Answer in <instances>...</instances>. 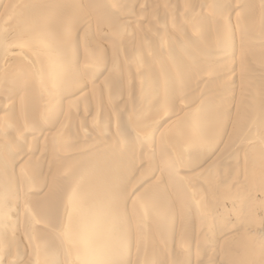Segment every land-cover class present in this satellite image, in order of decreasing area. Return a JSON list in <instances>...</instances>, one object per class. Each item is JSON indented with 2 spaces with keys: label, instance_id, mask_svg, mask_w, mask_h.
<instances>
[{
  "label": "rangeland",
  "instance_id": "rangeland-1",
  "mask_svg": "<svg viewBox=\"0 0 264 264\" xmlns=\"http://www.w3.org/2000/svg\"><path fill=\"white\" fill-rule=\"evenodd\" d=\"M67 1L18 0L13 2L11 0L10 2V0H0V20L2 18L5 20L4 24L7 28H10L11 24L16 21L20 11L22 17L30 15V12H35L38 9L37 13L32 14L38 19H40V15L46 19L51 14L55 16L62 24L60 30L65 31L68 27L65 31L67 33H63L62 38L68 37L66 43H68V51L71 53L68 54L66 51L69 55L67 65L62 56L56 57L60 58L57 60L63 62L61 63L64 65H62L63 71L65 69L66 71L55 76L52 72L46 73L53 65L52 60L46 61L47 58L45 59L43 54L38 55L36 49L31 50L21 43L11 42L8 52L1 51L0 53V169L6 170L2 179L6 183H4L5 185L8 184L7 195L0 191V199L7 198L6 202L11 203L10 212H12L10 213V228L12 230L9 227L5 229L2 224L0 226V239L3 238L0 240V246L3 240L4 242L7 240V237L9 239L14 236L15 239L14 243L3 244L7 245V248L1 249V246L0 264L7 262V256L17 253L21 259H18L16 264H23L26 260L25 256H29L30 253L26 252L24 244H22L21 218L23 214L21 213L22 207L18 206L20 197L22 199L27 197L30 202L40 200L43 194L49 192L48 186L57 181L58 185H56L63 188L61 185L68 179L70 170L80 175L77 181L80 179L79 183H82L84 177L80 170L85 167L89 162V157L94 153L99 156L97 164L106 157L108 168L111 164L112 168L116 169L115 172H121L115 181L105 178V184L122 194L123 199L127 201L124 204L128 208L127 210L129 211L131 208L136 214L135 220L140 215L145 216L147 227H152V230H149L150 237L147 234L145 243L142 242L143 246L142 243L139 246L142 248L138 249L140 253L137 251L136 258L133 255L131 257L130 250L128 254L125 253L121 264H133L137 260L142 264L141 260L144 257L150 258L149 264H159V261L160 264H264V169L261 166V162L264 163V128L259 130L264 123V0H215V2L214 0ZM8 7L11 8V12ZM48 9L51 10L48 11ZM18 11L19 13H17ZM98 13H102L104 17L105 15L110 18L114 17L113 19L118 21V37L111 34L110 29L115 28L113 26L107 28L104 22L105 18L99 16ZM32 20L38 21L34 18ZM215 30L220 33L219 35L226 33L225 36L223 35V39L226 38L224 50H216L219 55L225 56L223 62L206 58L208 52L212 50L208 42L214 40L208 37L212 35L215 38ZM223 39L221 43L224 42ZM216 42L215 45L218 46L219 41L216 40ZM240 42H242L243 49L241 47L238 49ZM94 43L96 45H93ZM81 45L84 47V52L87 49L84 54L88 56L91 52L93 54L99 52L102 60L93 61V65L89 63L90 60L84 61V56H79L80 52H83ZM92 48L94 49L92 50ZM213 52L215 53V51ZM33 55L36 56V59ZM117 55L118 57H116ZM115 57L118 63L114 66L110 60ZM37 60L42 64H38ZM45 62L49 63L46 65ZM83 62H86L85 65L88 67L84 70L85 73L83 70H79ZM202 62L203 64H201ZM220 62L222 63L220 64ZM198 71L204 72L199 73ZM49 75L51 76L49 77ZM248 75L250 76L248 77ZM185 79L190 84L186 82V86H184ZM50 82L57 83L58 87L54 83V87H52ZM168 84H172L170 93L166 90ZM67 86L68 89H66ZM183 86L184 89L186 88L185 90H181ZM163 87L166 91H163ZM176 89L180 90L177 92ZM163 92L168 96H165L166 94ZM149 93L152 95L151 98H149L151 96ZM157 94H161L163 98L160 99L161 96H157ZM49 95L53 96L52 100L55 103H52L56 107V113L42 114V119L38 114L39 110L37 112L36 109L43 108L48 104L45 100ZM169 96L171 99H168ZM147 98L148 100H146ZM142 99L146 104L142 102ZM165 99L166 102H164ZM169 100H171L170 104H167ZM202 104L204 105L201 106ZM143 108L148 113H142ZM204 108H208L205 110L206 113ZM165 110H167L166 113ZM187 110L189 113L186 112ZM172 112L175 115H184L185 118L182 117L180 124L190 120L195 125L197 124L195 121L207 122L202 130L206 134L205 136L201 135V131L200 138L204 139L206 135L209 138L212 137L213 144L209 150H206L204 157L203 155H185L182 146L183 149L187 146L185 143L181 144L179 140L178 142L177 140L168 142V139L164 142L161 141L172 129L175 130L180 125L177 120L172 121L174 116ZM162 115H165V118L161 117ZM103 117H106V122L102 121ZM157 117L162 118L161 121L155 122L160 124L152 125ZM133 118L138 121L136 124L141 122V127H134ZM117 119L119 120L117 121ZM92 123L94 125H91ZM166 125L167 128H171L169 131L163 130V126ZM180 144L181 146H179ZM9 145H15V151L6 153L5 150L2 152ZM101 149H103L102 153ZM108 151L110 153H107ZM18 154L22 159L11 164V160L16 159ZM160 156H170L169 160L174 161V164L176 161L178 162V165L175 164V173L170 174L173 178L170 179L171 186L166 184L168 179L163 177L159 172L158 164L156 165ZM23 158L27 159V162L20 165L24 161ZM123 159L127 160L123 161ZM142 159H146V162ZM68 162H71V165L67 167L70 170L64 169ZM126 162H129L130 166ZM136 162L140 164L137 167L140 166L138 167L140 170L144 168L149 177H143L146 180L140 186L136 185L137 190L135 188L132 192L136 183L131 181L130 173L135 169L130 168L128 174L122 173V171L128 169L126 166H136ZM103 170H105L104 164ZM151 171L153 173H149ZM143 173L144 171L138 179L142 177ZM158 176V180L154 182ZM166 178H168L167 175ZM93 179H97V177L93 176L91 181ZM183 179L185 180L183 181ZM91 181L88 184V189L92 191ZM157 182L162 185V191H160L163 194L158 192V194L161 193L160 199H167V205H170L168 212L162 215L166 222L163 223V226L166 227L164 228L166 231L163 230L165 233L157 232L156 228L153 229L152 211L138 213V202L147 200L145 197L147 185ZM176 192L179 196L181 194L185 197V194L187 199L189 198L188 205L173 198ZM100 195L102 196V194ZM116 200L122 201L121 198ZM102 201L101 199L100 202ZM182 214H187V225L184 224L183 234L177 237L172 235L171 240H168L169 237L164 239L165 235L168 236L169 228L174 226L179 219L181 221ZM124 217L122 216V218ZM191 217L196 218L194 224ZM129 231L132 238L130 242L134 245V248L132 245L131 249H135V232L132 226ZM158 233L161 238L163 236V241L159 238ZM229 246H232V250ZM177 248H179L178 251ZM20 251L22 252L20 253ZM31 253L33 252L31 251ZM58 255V264H74L71 261L74 258L70 260L64 254ZM227 256L229 259L226 258ZM195 258L197 259L195 260ZM61 260L62 262H60ZM145 263L148 264L147 261Z\"/></svg>",
  "mask_w": 264,
  "mask_h": 264
},
{
  "label": "bare ground",
  "instance_id": "bare-ground-1",
  "mask_svg": "<svg viewBox=\"0 0 264 264\" xmlns=\"http://www.w3.org/2000/svg\"><path fill=\"white\" fill-rule=\"evenodd\" d=\"M13 2H17L18 0H12ZM66 0H64L65 2ZM69 1V0H68ZM67 1V2H68ZM209 1V0H208ZM219 1V0H218ZM259 1V0H258ZM257 1V2H258ZM11 2V0H10ZM215 2V0H214ZM8 3V2H7ZM63 3V1H62ZM90 3V2H89ZM255 3V2H254ZM12 4V3H11ZM93 4V3H92ZM10 5V4H9ZM7 5V6H9ZM66 5V4H64ZM42 6V5H41ZM63 6V5H61ZM97 7V6H96ZM218 7V6H217ZM215 7V8H217ZM9 8V7H8ZM193 8V7H192ZM10 12H11V8H9ZM39 10V9H38ZM37 10V11H38ZM45 10V9H44ZM51 9H48V11ZM178 10V8H177ZM33 11V10H32ZM37 11L35 10V12H30V15L37 13ZM47 11V10H46ZM47 11V12H48ZM62 12V10H60ZM180 11V10H179ZM182 11V10H181ZM264 11V10H263ZM9 12V13H10ZM100 12V11H98ZM260 12V11H259ZM19 13V11L17 12ZM21 11L18 14L16 21L13 22V24H11L10 28H7V26L4 24L5 20L2 18L0 20V53L5 52L9 50V47L11 46V42L13 43H17V44H23L25 45L26 48L29 49H36L38 55L43 54L44 58L47 60H52V64L51 67L49 68V70L46 73L52 72L54 73L53 75H58V73L60 72H65L63 71V67L60 60V58H56L57 56H62L64 58V60H66V62H64L65 64L68 63L67 61L69 60V55L71 54L68 50V43H66V41L68 40L67 38H62V34L63 33H67L65 32L68 27H66L65 31L60 30V25H62L59 21V19H56L55 16H53L52 14L50 16H48L49 18H42L40 15V19H38L37 16H30L27 15L25 17H22L21 15ZM54 13V12H53ZM66 13V12H65ZM26 14V13H25ZM82 14V13H81ZM122 14V13H121ZM261 14V13H260ZM98 15L103 16L102 13H98ZM61 16V15H60ZM185 16V15H184ZM190 16V15H188ZM15 17V16H14ZM13 17V18H14ZM36 19L38 21L32 20V19ZM104 22L106 23L107 28L110 26H113L115 29H110L111 30V34L113 36H117L118 37V30H117V24L118 21H115L113 18H110V16H103ZM128 20V19H127ZM186 20V19H185ZM197 20V19H196ZM195 20V21H196ZM14 21V20H13ZM66 23V22H64ZM197 23V21L195 22ZM200 24V23H199ZM220 24V23H219ZM67 25V23H66ZM98 25V23H97ZM184 25H186L184 23ZM57 26V29H56ZM65 26V24H64ZM123 27V26H122ZM77 28V27H76ZM62 29V28H61ZM122 29V28H121ZM215 29V28H214ZM97 30H99L97 28ZM197 30V29H196ZM204 30V29H203ZM213 31V30H212ZM72 32V31H71ZM100 32V31H99ZM165 32V31H164ZM74 33V32H73ZM72 33V34H73ZM205 33V32H204ZM71 34V33H70ZM71 34V35H72ZM161 34V33H160ZM206 34V33H205ZM211 34V33H209ZM220 33H218L216 30L214 32L215 38L212 37H208L210 39H214L208 42V44L210 45L211 49L210 52H208V55H206V58L211 59L213 61H225V56L219 55L218 52H216V50L219 51V49H223L225 47V40L223 39V37L225 36L226 33H222L223 35H219ZM120 36V35H119ZM168 36V35H167ZM208 36V34H207ZM206 36V37H207ZM158 37V35H157ZM169 38V37H168ZM209 39V40H210ZM222 39L224 40V42L221 43ZM247 39V38H246ZM172 40V39H170ZM217 41H219L218 46L215 45L217 44ZM229 40V39H228ZM142 41V40H141ZM147 41V40H146ZM162 41V40H161ZM65 42V43H63ZM68 42V41H67ZM145 42V41H144ZM173 42V40H172ZM193 42V41H192ZM10 43V44H9ZM141 43V42H140ZM204 43V42H203ZM206 43V42H205ZM239 45L238 49H241L242 46ZM9 44V45H8ZM83 44V41H82ZM195 44V43H194ZM84 45V44H83ZM93 45H96L95 43ZM191 45V44H190ZM189 45V46H190ZM204 45V44H203ZM82 46V45H81ZM141 46V45H140ZM182 46V45H181ZM194 46V45H193ZM83 47V46H82ZM92 47V45H91ZM90 47V48H91ZM95 48V46H93ZM100 47V46H99ZM97 47V49L99 48ZM142 47V46H141ZM195 47V46H194ZM210 47H208L210 49ZM241 47V48H240ZM88 48V47H87ZM92 48V50L94 49ZM118 48V47H117ZM197 48V47H196ZM13 49V48H12ZM86 49V47H85ZM141 49V48H140ZM187 49V48H186ZM207 49V50H209ZM214 49V50H213ZM243 49V48H242ZM87 50V49H86ZM86 50L84 52V47H83V52L81 51L79 56L83 57L84 61L90 60V64L92 63L93 65V61H98V60H102V56L100 55V53H95L93 54V52L90 53V55H86L84 53H86ZM96 50V49H95ZM99 50V49H98ZM118 50V49H116ZM35 51V50H34ZM33 51V52H34ZM66 51H68L66 53ZM142 51V50H139ZM138 51V52H139ZM193 51V50H192ZM213 51H215V53H217L216 55ZM6 52V53H7ZM29 52V51H28ZM32 52V51H31ZM88 52V51H87ZM90 52V51H89ZM110 52V51H109ZM113 52V51H112ZM36 54V52H34ZM142 53V52H140ZM189 54V52H186ZM209 53H211L212 55H210ZM226 53V52H225ZM32 54V53H31ZM112 54V53H111ZM115 54V52H114ZM198 54V53H197ZM4 55V54H3ZM11 55V54H10ZM13 55V54H12ZM100 55V56H98ZM110 55V53H109ZM150 55V54H149ZM173 55V54H172ZM24 56V55H23ZM34 58L37 56L33 55ZM112 56V55H111ZM122 56V55H121ZM190 56V55H189ZM239 56V55H238ZM5 57V56H4ZM12 57V56H11ZM17 57V56H15ZM20 57V56H19ZM31 57V56H30ZM38 57V56H37ZM41 57V56H40ZM118 57V55L116 56ZM115 57V59L113 58L112 61L115 66L116 63H118L117 58ZM176 57V56H175ZM192 57V56H191ZM18 58V57H17ZM204 59V56L202 57ZM33 59V58H32ZM36 59V58H35ZM172 59V58H171ZM207 59V60H208ZM16 60V59H15ZM104 60V59H103ZM195 60V59H193ZM197 60V59H196ZM200 60H202L200 58ZM206 60V59H205ZM35 61V60H34ZM43 61V60H42ZM86 61V62H87ZM136 61V60H135ZM210 61V60H209ZM60 64H59V63ZM83 62L82 66L79 68L80 71H84L86 70V65ZM133 62V61H132ZM189 61H187L188 63ZM216 62V63H217ZM220 62V64L222 63ZM3 63V62H2ZM36 63V61L34 62ZM38 64H42V62L39 60H37ZM49 63V62H48ZM47 63V64H48ZM50 63V64H51ZM103 63V62H102ZM185 63V62H184ZM190 63V62H189ZM209 63V62H208ZM44 64V63H43ZM46 64V62H45ZM46 64V65H47ZM59 64V66H57ZM110 64V63H109ZM193 64V63H192ZM203 64V62L201 63ZM219 64V65H220ZM61 65V66H60ZM67 65V64H66ZM97 65V63H96ZM16 66V65H14ZM64 66V65H63ZM189 66V65H188ZM202 66V65H201ZM216 66V65H214ZM17 67V66H16ZM36 67V66H35ZM62 67V68H61ZM98 67V66H95ZM158 67V66H157ZM190 67V66H189ZM204 67V66H202ZM4 68V67H3ZM6 68V67H5ZM42 68V67H41ZM85 68V69H84ZM88 68V67H87ZM193 68V67H191ZM213 68V67H211ZM59 71H56V70ZM158 69V68H157ZM163 69V68H162ZM189 69V68H188ZM194 69V68H193ZM200 69V68H199ZM205 69H207L205 67ZM43 70V69H42ZM61 70V71H60ZM110 70V69H109ZM191 70V69H190ZM204 70V68H203ZM213 70V69H212ZM96 71V70H95ZM185 71V69H184ZM69 72V71H68ZM66 72V73H68ZM112 72V71H111ZM159 72V71H158ZM157 72V73H158ZM187 72V71H186ZM200 72H204V71H198ZM208 72V71H207ZM83 73V72H82ZM85 73V71H84ZM191 73V72H189ZM198 73V75H199ZM45 74V73H44ZM156 74V73H155ZM161 74V73H160ZM61 75V74H60ZM65 75V74H64ZM68 75V74H67ZM81 75V74H80ZM159 75V74H158ZM51 75H49L50 77ZM176 76V75H175ZM182 76V74H181ZM250 75H248L249 77ZM74 77V76H73ZM160 77V76H159ZM174 77V76H173ZM184 77V76H183ZM187 77V76H186ZM193 77V76H192ZM59 78V77H58ZM62 78V77H61ZM108 78V77H107ZM169 78V75L167 77V79ZM177 78V77H176ZM182 78V77H181ZM189 78V77H188ZM47 79V78H46ZM57 79V78H56ZM73 79V78H72ZM83 79V78H82ZM195 79V78H194ZM74 80V79H73ZM89 80V79H87ZM115 80V79H114ZM163 80V79H162ZM177 80V79H176ZM183 80V79H182ZM186 81L183 82V85L188 81L187 79H185ZM197 80V79H196ZM81 81V80H80ZM168 81V80H167ZM173 81V80H172ZM178 81V80H177ZM176 81V82H177ZM92 82V81H91ZM154 82V81H153ZM156 82V81H155ZM171 82V80H170ZM182 82V81H181ZM180 82V83H181ZM196 82V81H194ZM51 83V82H50ZM54 84H56V86L58 87L57 83L52 82L51 85L52 87H54ZM78 83V82H76ZM83 83V82H82ZM81 83V84H82ZM89 83V82H88ZM151 83V82H150ZM173 84V83H172ZM171 84V85H172ZM190 84V83H188ZM202 84V83H201ZM49 85V83H48ZM63 85V84H61ZM156 85V84H154ZM171 85H167L168 89L166 88V90L170 93L171 91ZM174 85V84H173ZM182 85V84H181ZM55 86V87H56ZM83 86V85H82ZM92 86V85H90ZM166 86V85H165ZM171 86V87H170ZM186 86V84L184 85ZM184 86L181 90L184 89ZM47 87V85H46ZM70 87V86H69ZM181 87V86H180ZM154 88V87H153ZM173 88H176L175 86H173ZM172 88V90H173ZM64 89V88H63ZM62 89V91H63ZM68 89V86L67 88ZM91 89V88H90ZM145 89V87H144ZM149 89V88H148ZM164 89V87H163ZM186 89V88H185ZM184 89V90H185ZM44 90V89H43ZM46 90V89H45ZM74 90V89H72ZM147 90V89H146ZM157 90V89H156ZM165 89L163 91H166ZM178 90L180 89H176V91L178 92ZM187 90H188V86H187ZM190 90V89H189ZM49 91V90H48ZM144 91V90H143ZM151 91V90H150ZM158 91V90H157ZM174 91V90H173ZM58 92V91H57ZM67 92V91H66ZM71 92V90H70ZM74 92H76L74 90ZM167 92V93H168ZM183 92V91H182ZM65 93V92H64ZM151 93V92H150ZM149 93V94H150ZM153 93V91H152ZM165 93V92H163ZM199 93V92H198ZM139 94V93H138ZM155 94V93H154ZM153 94V95H154ZM166 94V93H165ZM185 94V93H184ZM47 95V94H46ZM151 95V94H150ZM156 95V94H155ZM160 95V99L163 98V96L161 94H157V96ZM164 95V94H163ZM175 95V94H174ZM179 95V94H178ZM177 95V96H178ZM204 95V94H203ZM206 95V94H205ZM165 96H168L167 94ZM171 96V94H170ZM168 97V99H171V97ZM36 97V96H35ZM51 95H49L48 99H46L45 101L48 102L47 105H45L43 108H38L36 109L37 112L39 110V116H41L42 114L45 113H49V115L51 114H55L56 111V107L53 105V100H52ZM59 97V96H58ZM62 97V96H61ZM137 97V95H136ZM151 96H149V98H151ZM174 98V96H172ZM184 97V96H183ZM206 97V96H205ZM146 98V97H145ZM144 98V99H145ZM166 98V97H165ZM176 98V97H175ZM178 98V97H177ZM68 99V98H67ZM154 99V97H153ZM156 99V98H155ZM159 99V100H160ZM187 99V98H186ZM16 100V99H15ZM55 100V99H54ZM148 100V98L146 99ZM164 100V99H163ZM169 103L167 104H170ZM173 101V100H172ZM13 102V101H12ZM53 102V103H52ZM77 102V101H76ZM143 102V99H142ZM155 102V101H153ZM166 102V99L165 101ZM39 103V102H38ZM57 103V102H56ZM117 103V102H116ZM146 104V102H143ZM7 104V103H6ZM64 104V103H63ZM72 104V102H71ZM109 104V102H108ZM112 104V103H110ZM149 104V103H148ZM165 104V103H164ZM208 104V103H207ZM144 105V104H143ZM151 105V104H150ZM156 105V104H155ZM177 105V104H176ZM204 104H202L201 106H203ZM69 106V105H68ZM179 106V105H178ZM199 106V105H198ZM36 107H38L36 105ZM161 107V106H160ZM182 107V106H181ZM179 107V108H181ZM195 107H197L195 105ZM164 108V107H163ZM209 108V107H208ZM207 108V109H208ZM152 110V108H150ZM157 109V108H156ZM166 109V108H164ZM184 109V108H183ZM194 109V108H193ZM204 108V111L207 110ZM190 110V108H189ZM202 110V109H201ZM95 111V110H94ZM164 111V110H163ZM171 111V110H170ZM183 111V110H182ZM192 111V110H190ZM198 111V110H196ZM200 111V110H199ZM141 112H147L144 108L143 110H141ZM162 112V111H160ZM167 112V110H165V113ZM186 112L189 113V111L187 110ZM194 112V111H193ZM209 112V110H208ZM148 113V112H147ZM164 113V114H165ZM173 113V112H172ZM176 113V111H175ZM174 116L176 117V119L173 120V118H175L173 115L172 117V121H178V125L180 124V121L182 119V117L184 116H179L178 114H176ZM202 113L203 110H202ZM206 113V111H205ZM83 114V113H82ZM134 114V113H133ZM163 114V113H162ZM182 114V113H181ZM184 114V112H183ZM193 114V113H192ZM199 114V113H198ZM143 115V114H142ZM7 116V115H6ZM133 116V115H132ZM167 116V115H166ZM190 116V115H189ZM207 116V115H205ZM209 116V115H208ZM42 117V116H41ZM81 117V116H80ZM83 117V116H82ZM109 117V116H108ZM144 118V116H141ZM163 118H165V115L161 116ZM155 118L154 122L152 125H159L160 123H155L157 121H161L162 118ZM196 117V115H195ZM211 117V116H210ZM209 117V119H211ZM51 118V117H50ZM138 118V117H137ZM185 117H183L184 119ZM199 116L197 117L198 120ZM43 119V117H42ZM101 119V118H100ZM147 119V118H146ZM193 119V118H192ZM15 120V119H14ZM92 120V119H91ZM96 120V119H95ZM99 120V118H98ZM106 122V117H103V120ZM112 120V119H111ZM114 121H116V119H113ZM119 119H117L118 121ZM132 121L134 123V127H141V122H139L138 124H136L135 119L133 118ZM138 120V119H137ZM171 120V119H169ZM121 121V119H120ZM14 122V121H13ZM53 122V121H52ZM100 122V121H99ZM169 122V121H168ZM167 122V123H168ZM197 124L195 125L194 122H192V120L190 121H186L184 122L182 125L180 124L179 127H177L175 130H171L164 138V140L161 139L162 142H164L165 140L168 139V142H174V140L178 142V140L182 143H185V145L187 147H185L183 149L182 146V150L183 153L185 155H203L206 153V150H209L211 148V144H213V138L212 137H208L206 135V137L204 139H201L200 136L203 135L205 136V131H202L204 129V126L207 122L204 123V121H195ZM24 123V122H23ZM98 123V122H97ZM113 123V122H112ZM115 123V122H114ZM117 123V122H116ZM96 124V123H95ZM124 124V123H123ZM170 124V123H169ZM194 124V125H193ZM250 124V123H249ZM22 125V124H21ZM45 125V124H44ZM60 125V124H59ZM91 125H94L93 123ZM103 125V124H102ZM131 125V124H130ZM143 125V123H142ZM168 125V124H167ZM166 126H163V130L164 131H169V127L167 128ZM176 125V124H175ZM146 126V125H145ZM9 127V126H8ZM79 127V126H78ZM153 127V126H151ZM157 127V126H155ZM171 127V126H170ZM27 128V127H26ZM144 128V127H143ZM247 128V127H246ZM264 128V123L263 125L259 128V130ZM23 129V128H22ZM21 129V130H22ZM154 129V127H153ZM189 129V130H188ZM9 130V129H8ZM88 130V129H87ZM90 130V129H89ZM93 130V129H92ZM162 130V131H163ZM215 130V128H214ZM19 131V130H18ZM56 131V130H55ZM202 131V133H201ZM57 132V131H56ZM59 132V131H58ZM103 132V131H102ZM118 132V131H117ZM152 132V131H151ZM221 132V131H220ZM17 133V132H16ZM76 133V132H75ZM95 133V132H94ZM201 133V135H200ZM135 134V133H134ZM170 135V136H168ZM76 136V135H75ZM137 136V135H136ZM168 136V137H167ZM54 137V136H53ZM125 137V136H124ZM170 137V138H169ZM76 138V137H75ZM78 138V137H77ZM128 138V137H127ZM126 138V139H127ZM131 138V137H130ZM93 139V138H92ZM136 139V138H135ZM51 140V139H50ZM54 140V139H53ZM112 140V139H111ZM110 140V141H111ZM73 141V140H72ZM136 141V140H135ZM141 141V140H140ZM42 142V141H41ZM74 142V141H73ZM104 142V141H102ZM124 142V141H123ZM167 142V143H168ZM212 142V143H211ZM76 143V142H75ZM134 141L131 142V144L133 145ZM142 143V142H141ZM11 144V143H10ZM181 144L179 146H181ZM121 145V144H120ZM136 145V144H135ZM15 146V145H14ZM13 145H9L7 147H5V149L2 150V152H4L6 150V153H11V151H15V147ZM162 146V145H161ZM165 146V145H164ZM133 147V146H132ZM136 147V146H135ZM131 149V148H129ZM137 149V148H136ZM139 149V148H138ZM164 149V148H163ZM20 150V149H19ZM102 150H100V152L102 153ZM111 150V149H110ZM127 150V149H126ZM133 150V148H132ZM162 150V149H161ZM119 152V150H117ZM169 151V150H168ZM26 152V151H25ZM48 152V151H47ZM140 152V151H139ZM165 152V151H164ZM107 153H110L109 151ZM137 153V152H136ZM20 154H22V152H20ZM129 154V153H128ZM179 154V153H178ZM19 155V154H18ZM47 155V154H46ZM119 155V154H118ZM122 155V154H121ZM131 155V154H129ZM173 155V154H172ZM184 155V157H185ZM102 156V154H101ZM146 156V155H145ZM180 156V155H179ZM183 156V155H182ZM124 157V156H123ZM150 157V156H149ZM148 157V158H149ZM170 157V156H169ZM169 157H159L158 161H156V165L158 164L159 166V172L163 175V177L166 180V184H168V186H171L172 182L170 181V179H173L170 174H172L174 172L175 169V164L178 165V162L176 161L174 164V161L169 160ZM188 157V156H187ZM13 158V157H12ZM11 158V159H12ZM97 158H99V156H97V154H93L91 155V157H89V162L85 165V167H83L80 172L83 174L82 177H84V181L82 183H79V180L77 181L78 178H80V175L77 174V172L70 170V168H67L71 165V162H68L66 167L64 169L70 170V173L68 174V179L64 181V184L61 185L63 188H60V186L58 187L57 182L53 185H49L48 189L49 192H47L46 194L42 195V198L40 200L37 201H32L30 202L29 198H23L20 197L19 199V205L20 207H22V238H23V242L22 244H24L25 250L26 252H30L29 256H25L26 260L23 264H58V254L62 255L64 254L65 256H67L70 260L71 258L73 260H71L74 264H121L123 263V258L126 254H128L131 250V257L133 255L134 258H136V253L138 251V249L140 250L139 247L141 245V243H145V236L148 234L149 235V230H152V227H147V224L145 223V216H139L137 218V220H135L136 218V214L134 213V211L130 208L129 211L127 210L128 208H126V205H124L125 203H127V201L125 199H123L122 194L120 192H118L117 190H114L113 188H111L110 186L105 184V178L110 179L112 181V179L115 181L116 178L118 177L119 174H121V172H115L116 169L112 168V165L109 164V168H108V164L107 161H105V158H102L101 162L99 164H97ZM120 158V157H119ZM144 158V157H143ZM175 158V157H174ZM191 158V157H190ZM202 158V157H201ZM199 158V159H201ZM22 159V157L20 158V155L16 158V159H12L11 160V164L16 163L17 161H20ZM152 159V158H151ZM157 159V158H156ZM179 159V158H178ZM198 159V160H199ZM24 160V158H23ZM120 160V159H119ZM127 159H123V161H126ZM144 160V159H142ZM183 160V159H182ZM29 161V160H28ZM146 162V159L144 160ZM152 161V160H150ZM13 162V163H12ZM24 162V163H23ZM27 159H25L24 161L21 162L20 165L26 164ZM30 162V161H29ZM140 162V161H139ZM139 162H136V166L133 167H129L130 163L126 162L127 165L126 168L128 167V169H124L122 171V173L128 174V172H130V168L131 169H135L132 173H130L131 175V181L136 183L132 192L135 190V188L137 187L136 185L140 186L144 180L143 177H146L149 175L147 174L148 172H146V170L143 168V170H140L137 165L139 164ZM155 162V161H154ZM195 162V161H194ZM2 163V162H1ZM142 163V162H141ZM149 163V162H148ZM103 164L105 165V170H103ZM189 164V163H188ZM42 165V164H41ZM140 165V164H139ZM146 165V164H145ZM30 166V165H29ZM124 166V165H123ZM148 166V165H147ZM261 166L264 169V163L261 162ZM64 167V166H63ZM142 167V166H141ZM261 167V169H262ZM8 168V165H7ZM6 169V168H5ZM140 172H139V170ZM3 169H0V191L2 194L7 195L8 193V184L5 185L6 183L3 181L2 179V175L3 173L6 171H3ZM152 170V169H151ZM142 177L140 179H138L139 175L142 173ZM61 172V171H60ZM264 172V170H263ZM149 173H153L152 171ZM175 173V172H174ZM6 174V173H5ZM160 174V175H161ZM166 175L168 178H166ZM93 176H96L97 179H92ZM174 176V175H173ZM161 177V176H160ZM151 178V177H150ZM149 178V179H150ZM159 178L156 177L157 181ZM183 178V177H180ZM164 180V179H163ZM181 180V179H179ZM185 179H183L184 181ZM91 181V185L93 190H89L88 189V184ZM149 181V180H148ZM160 181V180H159ZM187 181V180H186ZM63 182V181H62ZM147 182V181H146ZM169 182V183H168ZM5 183V184H4ZM93 183V184H92ZM159 182L155 183V184H149L147 185V189L145 192V197L147 200H140L138 202V213L139 214H143V213H147L148 211H152L153 212V216H152V220L151 222L153 223V229L156 228L157 232H164L166 230H164L163 223L165 222L163 220V214H166L169 210V206L167 205V199L165 200H161L160 196L161 193L163 194V192H161V188L162 185L158 184ZM161 183V182H160ZM183 183V182H182ZM185 183V182H184ZM57 184V185H56ZM131 185H134L131 183ZM167 186V185H166ZM179 187V186H178ZM177 187V188H178ZM138 188V187H137ZM136 188V190H137ZM176 188V189H177ZM180 189V188H179ZM161 190V191H160ZM175 190V189H174ZM11 191V190H10ZM184 191V190H183ZM158 192H161L158 194ZM169 192V191H168ZM171 192V191H170ZM102 194V196L100 195ZM101 197H100V196ZM185 197H183L181 194L180 196L178 195V193L176 192L173 195V198H175V200H179L180 202H184L186 205L188 201L186 195L184 194ZM138 197V196H137ZM110 198V199H109ZM115 198V199H114ZM121 198V202L117 201L116 199H120ZM150 198V199H149ZM101 199L103 200L102 202ZM139 199V198H138ZM7 198L5 199H0V226L1 224L3 226L10 228V212L11 211V203L10 202H6ZM161 200V201H159ZM172 200V199H171ZM172 200V201H175ZM176 202V201H175ZM174 203V202H173ZM14 204V203H13ZM225 204V203H224ZM184 205V206H186ZM197 205V204H196ZM14 206V205H12ZM17 206V207H18ZM124 206V208H123ZM183 206V207H184ZM213 206V205H212ZM15 207V206H14ZM128 207V206H127ZM220 208V207H219ZM124 209V210H123ZM20 210V209H19ZM18 211V210H17ZM191 212V211H189ZM127 213V214H126ZM183 213V212H182ZM187 213V212H186ZM20 214V213H19ZM126 214V216H125ZM196 214V212H195ZM194 214V215H195ZM228 214V213H227ZM13 215V214H12ZM222 215V214H221ZM220 215V216H221ZM225 215V214H224ZM122 216L125 218H122ZM189 216V215H188ZM191 216V215H190ZM209 216V215H208ZM180 217V216H179ZM197 217V216H194ZM14 218V217H13ZM12 218V219H13ZM192 218V217H191ZM179 219V218H178ZM186 219H187V214H182L181 216V221H177L174 226H171L167 232L168 236L165 235L164 239L166 237H169L168 240L170 239V237H172V235L174 237L180 236L183 234V229L184 224L186 223ZM194 219L196 220V218H192L193 220V224H194ZM204 219V218H203ZM1 220H3V222H1ZM18 220V219H17ZM131 220V221H130ZM135 220V221H133ZM231 220V219H230ZM10 221V222H7ZM133 221L132 225L131 222ZM223 221V220H222ZM225 221V220H224ZM19 222V220H18ZM188 222V221H187ZM196 222V221H195ZM166 223V222H165ZM191 223V221H190ZM18 224V223H17ZM198 224V223H197ZM16 225V224H15ZM187 225V223H186ZM191 225V224H189ZM19 226V225H18ZM131 226L135 232V249H131V246L133 245V243H131V234H130V229ZM192 226V225H191ZM2 228V227H1ZM18 228V227H17ZM16 228V229H17ZM20 228V227H19ZM189 228V227H188ZM11 229V228H10ZM8 230V229H7ZM12 230V229H11ZM21 230V229H19ZM164 230V231H163ZM195 230V229H194ZM11 232V231H10ZM14 232V230H13ZM9 233V232H8ZM12 233V232H11ZM18 233V232H17ZM165 233V232H164ZM187 233V232H186ZM202 234V233H201ZM159 235V233H158ZM13 236V235H12ZM16 236V235H15ZM160 236V235H159ZM246 236V235H245ZM244 236V237H245ZM134 237V236H132ZM150 237V235H149ZM192 237V236H190ZM194 237V236H193ZM2 238V237H1ZM161 238V236L159 237ZM179 238V237H178ZM199 238V237H198ZM3 239V238H2ZM0 239V240H2ZM174 239V238H173ZM181 239V238H180ZM190 239V238H189ZM236 239V238H233ZM144 240V241H143ZM151 240V239H149ZM161 240L163 241V236L161 238ZM171 240V239H170ZM175 240V239H174ZM173 240V241H174ZM178 240V239H176ZM183 240V239H182ZM186 240V238H185ZM188 240V239H187ZM191 240V239H190ZM229 240V239H228ZM240 240V239H239ZM15 239L14 236L10 237L7 240H3V243L1 242V249L7 248V245H3L6 244L7 242H12L14 243ZM156 241H158L156 239ZM197 241V240H196ZM234 241V240H233ZM238 241V240H237ZM244 241V240H243ZM242 241V242H243ZM160 242V241H159ZM169 242V241H168ZM180 242H182L180 240ZM191 242V241H189ZM142 243V246H143ZM167 243V242H166ZM175 243V242H174ZM227 243V242H226ZM17 244H19L17 242ZM168 244V243H167ZM189 244V243H186ZM225 244V243H224ZM234 244V243H233ZM11 245V244H10ZM159 245V244H158ZM162 245V244H161ZM166 245V244H164ZM163 245V246H164ZM223 245V244H222ZM229 245V243H228ZM231 245V244H230ZM18 246V245H17ZM147 246V245H146ZM161 246V247H163ZM168 246V245H166ZM165 246V247H166ZM13 247V246H10ZM9 247V248H10ZM20 247V246H19ZM22 247V246H21ZM160 247V246H159ZM178 247V246H176ZM186 247V246H185ZM230 247V246H229ZM228 247V248H229ZM232 247V246H231ZM230 247V248H231ZM252 247V246H251ZM134 248V245L133 247ZM148 248L150 249V246H148ZM158 248V247H157ZM226 248V249H228ZM229 248V249H230ZM13 249H15L13 247ZM154 249V248H152ZM156 249V247H155ZM175 249V248H174ZM179 248H177L178 251ZM183 249V248H182ZM181 249V250H182ZM195 249V248H194ZM225 249V248H224ZM11 250V249H10ZM160 250V249H159ZM164 250V249H163ZM162 250V251H163ZM173 250V249H171ZM232 250V248L230 249ZM1 251V250H0ZM7 251V250H6ZM5 251V252H6ZM12 251V250H11ZM31 251L34 253H31ZM144 251V249H143ZM152 251V250H151ZM235 251V250H233ZM252 251V250H251ZM256 251V250H254ZM22 251H20L21 253ZM139 252V251H138ZM155 252V251H154ZM160 252V251H158ZM170 252V250H169ZM226 252V251H225ZM228 252V251H227ZM2 253V252H1ZM12 253V252H11ZM10 253V254H11ZM15 253V251H14ZM58 253V254H57ZM126 253V254H125ZM140 253V252H139ZM144 253V252H143ZM147 253V251H146ZM144 253V254H146ZM166 253V252H165ZM210 253V252H209ZM157 254V253H156ZM161 254V253H160ZM167 254V253H166ZM171 254V253H170ZM175 254V253H174ZM226 254V253H224ZM228 254V253H227ZM226 254V255H227ZM237 254V253H236ZM3 255V253H2ZM158 255V254H157ZM223 255V254H222ZM175 256H177V254H175ZM232 256V254H231ZM235 256V255H234ZM3 257V256H2ZM8 260L7 262H5V264H16L19 258V254L17 253L16 255L12 254L10 256H7ZM64 257V256H63ZM130 257V258H131ZM138 257V256H137ZM141 257V255H140ZM143 257V256H142ZM158 257V256H157ZM10 258V259H9ZM23 258V257H22ZM61 258V257H60ZM66 258V257H65ZM174 258V257H173ZM199 258V256H198ZM222 258V257H221ZM227 259L228 256L226 257ZM140 259V258H139ZM178 259V258H177ZM197 258H195L196 260ZM1 260V259H0ZM6 260V259H5ZM136 260V259H135ZM150 258L149 257H144L143 260H141V263H145V261L150 262L149 261ZM163 260V259H162ZM237 260V259H236ZM153 261V260H152ZM232 261V260H231ZM22 262V261H21ZM62 262V260L60 261ZM69 262V261H67ZM71 262V263H72ZM138 263V260L136 261ZM136 262H134L133 264H137ZM226 262V261H225ZM238 262V260H237ZM20 263V261H19ZM155 263V261H154ZM179 263V262H178ZM61 264V263H60ZM63 264V263H62ZM140 264V262L138 263ZM146 264V263H145ZM149 264V263H148ZM151 264V263H150ZM160 264V261H159ZM175 264V263H174ZM181 264V263H180Z\"/></svg>",
  "mask_w": 264,
  "mask_h": 264
}]
</instances>
